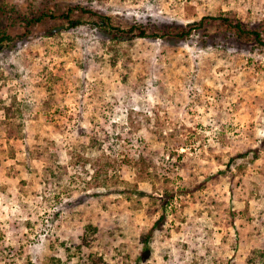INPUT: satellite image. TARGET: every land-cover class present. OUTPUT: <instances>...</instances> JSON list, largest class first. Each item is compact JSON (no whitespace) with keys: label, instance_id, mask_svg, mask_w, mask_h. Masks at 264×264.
<instances>
[{"label":"rangeland","instance_id":"1","mask_svg":"<svg viewBox=\"0 0 264 264\" xmlns=\"http://www.w3.org/2000/svg\"><path fill=\"white\" fill-rule=\"evenodd\" d=\"M1 7L0 264H77L65 248L87 224L97 233L82 253L100 264H136L145 240L137 264H264V46L214 23L172 38L228 15L264 40V0ZM76 7L160 38L112 42ZM43 12L56 17L25 26Z\"/></svg>","mask_w":264,"mask_h":264},{"label":"trees","instance_id":"2","mask_svg":"<svg viewBox=\"0 0 264 264\" xmlns=\"http://www.w3.org/2000/svg\"><path fill=\"white\" fill-rule=\"evenodd\" d=\"M76 9H79L83 13L88 14L89 16H94L95 20L91 22L94 24L96 27L103 28L107 31L108 35L111 38L112 42H127L131 43L135 38L137 39H145V38H160V36H151L147 34V29L143 27V25H132L128 29L124 30L120 28L119 26H114L111 22V19L109 17H105L99 14H95L91 10H85L79 7H76ZM72 11V8L69 10V12ZM4 12L3 7L0 8V14ZM56 16L52 14H45L40 13L38 16H32L30 18H23L25 26L27 28L31 27L35 23L41 22L43 19L49 18V19H54ZM64 17V16H63ZM66 21L68 23V26L71 28H77L82 26L84 23L80 20H71L67 15H65ZM207 23H214L215 24V29L216 32H221V33H229L236 39L242 42H248V43H255L258 46H264V40L262 38V35L259 31L257 30H252L246 28L242 22L239 19L232 18L228 15H219L216 17H203L198 23H189L185 27L180 28L179 30H176L174 32V35L172 38L174 39H179L183 40L185 37H187L192 31L198 29L204 28V26ZM11 38L7 36L6 34L0 33V49L2 48V44L6 41H10ZM8 111V110H7ZM8 117V116H7ZM98 141L93 140V143H97ZM251 152L254 153V156H256L258 150L255 148L254 150H251ZM243 157V154H237L231 158V161H234L237 158ZM102 161L100 159L96 160L94 167L95 173H96V179L99 181L100 177L99 175L103 171L101 169ZM110 163V162H108ZM106 164V163H105ZM110 166L111 164H106ZM45 172L51 173L50 175H53L52 168L46 169ZM104 172V171H103ZM59 173V172H58ZM57 173V174H58ZM49 178H46V181H48ZM173 200V194H166L164 198V203L163 205V210L166 208L167 204L170 203V201ZM164 220V215L162 214L160 218L155 222L154 226L150 229V231L147 234V238H149L153 231L156 229V227L162 223ZM97 233V228L94 227L92 224H87L84 229H83V235L81 236V243L76 246L72 247H67L65 248L66 254H67V260L72 259L73 257H76L78 259L77 264H100L98 263L99 260L96 258V256L92 254H88L86 257L83 256V249L87 250L91 248V242L92 237L91 235H95ZM147 240L144 241V247L139 254L138 260H141L142 257L145 258L149 254V248H148V243L146 242ZM5 252L6 250L3 248L1 252ZM10 251V250H9ZM8 257H11L6 254ZM51 264H61V260L58 258H51ZM136 262V264H137ZM30 264V262H29Z\"/></svg>","mask_w":264,"mask_h":264}]
</instances>
